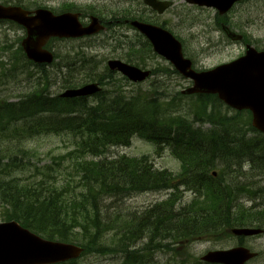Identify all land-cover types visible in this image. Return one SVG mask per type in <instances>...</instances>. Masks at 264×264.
I'll use <instances>...</instances> for the list:
<instances>
[{"label":"trees","instance_id":"trees-1","mask_svg":"<svg viewBox=\"0 0 264 264\" xmlns=\"http://www.w3.org/2000/svg\"><path fill=\"white\" fill-rule=\"evenodd\" d=\"M129 50L142 55L151 49L145 42ZM81 61L66 65L80 77L64 81L65 89L90 78ZM40 73L28 94L0 100L2 221L78 244L83 256L121 255V264H148L152 251L170 253L175 264H201L185 257L190 244L220 241L231 228L264 229V191L257 181L248 182L250 173L252 179L264 174V135L251 128L249 113L227 115L214 96L170 91L165 75L178 74L169 68L152 70L156 78L136 91L122 90L128 82L105 71L88 81L102 87L98 94L73 99L49 96V78ZM47 134H68L74 149L40 164L24 142ZM133 137L153 144L156 155L167 150L178 172L154 168L148 156L105 157L110 148L128 147ZM159 192H168L167 198L140 215L123 216L122 199ZM184 193L191 199L183 203Z\"/></svg>","mask_w":264,"mask_h":264},{"label":"rangeland","instance_id":"rangeland-1","mask_svg":"<svg viewBox=\"0 0 264 264\" xmlns=\"http://www.w3.org/2000/svg\"><path fill=\"white\" fill-rule=\"evenodd\" d=\"M172 3L162 15H158L145 6L141 0H23L30 8L38 6L45 7L55 12H60L62 7H72L82 13L81 22H88V15H96L105 20L123 17L124 21L131 18L125 16H135L134 20L142 19L145 22L161 26L173 34L182 44L184 56L190 58L197 70L212 69L221 64L231 62L239 58L244 51V43L230 42L217 26V16L214 10L189 5L185 0H159ZM228 27L237 34L246 37L248 43L255 49L264 50V0H247L236 4L226 19ZM24 36L19 28L2 23L0 24V100L17 101L22 95L28 94L40 78V72L46 71L48 76L47 92L53 97L62 93L66 87L64 81L71 80L72 77H80L77 71L69 70L66 65L70 62L82 60L79 66H85L84 73L90 75L88 82L97 74L106 71V64L109 60H121L130 65L147 70H157L169 68V63L155 55L152 51L145 54L131 53L129 47L140 45L147 40L137 31L123 23H113L110 30L105 34H100L89 39L73 42H59L55 46L57 59L52 66L39 69L28 64L23 57L19 41ZM69 66V65H68ZM83 69V68H82ZM165 86L173 90H184L190 83L177 75H165ZM115 78L120 79L119 76ZM140 84L123 83L122 90L136 91L145 90L152 80ZM160 79V78H159ZM75 82V79H72ZM83 81V80H82ZM79 87V86H78ZM224 114L232 115L233 111H225ZM246 114V113H243ZM27 150L35 152L40 159V164L52 162L55 156H60L74 149L72 138L68 134H47L40 135L24 142ZM139 158L148 156L153 167L164 169L172 173L178 172V162L164 150L160 155L154 153V146L137 137H134L129 147L110 148L105 154L107 159L119 156ZM249 166L243 167L246 173ZM60 181L65 180L64 175L58 176ZM76 180V179H75ZM257 181L258 186L264 191V174L251 178L248 176L249 184ZM168 192L143 193L121 200L118 205H122V214L140 215L155 204L165 200ZM191 199L188 193L183 194L182 202ZM261 200H257L259 202ZM245 206L250 203L246 197L241 200ZM111 205V202H109ZM119 210V208H118ZM3 209L0 207V222H2ZM123 216H126L124 215ZM144 240L138 241L136 249L143 247ZM239 243L247 249L256 252L258 257L248 264H264V234L239 239L229 236L220 241L200 240L186 247L183 253L185 257L192 261H200V258L207 252L217 250H228ZM148 264H175L170 253L152 251L150 252ZM189 256H192L189 258ZM121 255L108 254L105 256L90 254L81 257L76 264H121ZM190 262V263H191Z\"/></svg>","mask_w":264,"mask_h":264},{"label":"water","instance_id":"water-1","mask_svg":"<svg viewBox=\"0 0 264 264\" xmlns=\"http://www.w3.org/2000/svg\"><path fill=\"white\" fill-rule=\"evenodd\" d=\"M188 4L214 8L220 15L242 0H185ZM152 10L162 14L169 3L143 0ZM17 7L0 6V19L12 21L25 30L21 48L27 60L35 64H51L52 54L44 49L50 38L78 39L104 31L101 21L91 16L89 24L83 26L79 13L66 12L54 15L49 10L37 9L33 15ZM130 26L137 29L152 44L153 51L167 60L183 78L192 85L182 91L183 95H216L218 100L233 110L251 113V126L264 134V51L258 52L246 47L244 56L218 66L212 70L196 72L191 62L182 55L181 44L160 27L132 21ZM232 41L238 36L225 29ZM110 71H116L133 83L144 82L150 72L141 70L119 60L107 63ZM100 91L97 84H87L76 89L65 90L60 97L73 99L90 97ZM216 175L215 173L213 174ZM235 237H254L262 234L259 228H234ZM83 249L67 243L47 241L17 222L0 223V264H59L80 257ZM257 253L244 247L207 252L200 260L208 264H246L255 259Z\"/></svg>","mask_w":264,"mask_h":264},{"label":"flooded vegetation","instance_id":"flooded-vegetation-1","mask_svg":"<svg viewBox=\"0 0 264 264\" xmlns=\"http://www.w3.org/2000/svg\"><path fill=\"white\" fill-rule=\"evenodd\" d=\"M0 5H2V6H5V7H19V8H21V9H23V10H25V11H28V12H30L31 14L30 15H33L34 14V11L36 10V9H38V8H41L42 6H36V7H33V8H30V7H28L24 2H23V0H0ZM234 7V6H233ZM232 7V8H233ZM54 11V10H53ZM231 11V10H230ZM230 11H229V13H230ZM54 14L55 13H57V12H53ZM228 13V14H229ZM228 14L227 15H224L223 17H221V18H223L224 19V21L227 19V16H228ZM216 15H217V13H216ZM217 22L222 26V23L220 22V20L218 19V15H217ZM227 21V20H226ZM228 22V21H227ZM2 23H5V24H9V25H12V26H15V27H17V28H19L20 30H22L23 31V34H24V36H25V30L23 29V27H21V26H19L18 24H16V23H14V22H12V21H9V20H1L0 19V24H2ZM224 35V34H223ZM24 36L20 39V41H19V48H20V50H22L21 49V47H20V45H21V41H22V39L24 38ZM60 41L58 40V39H54V38H50L48 41H47V43H46V45L44 46V49H46L47 51H49L50 53H52V56L54 57V60H56V56H57V51L54 49L55 48V46L57 45V43H59ZM244 52H245V44H244V51H243V54H244ZM242 54V55H243ZM241 55V56H242ZM193 65H194V63H193ZM38 66H43V65H38Z\"/></svg>","mask_w":264,"mask_h":264},{"label":"bare ground","instance_id":"bare-ground-1","mask_svg":"<svg viewBox=\"0 0 264 264\" xmlns=\"http://www.w3.org/2000/svg\"><path fill=\"white\" fill-rule=\"evenodd\" d=\"M127 21V20H126ZM137 21V20H136ZM54 56V55H53ZM49 65H43V66H41V67H39V69H42L43 70V68H47Z\"/></svg>","mask_w":264,"mask_h":264}]
</instances>
